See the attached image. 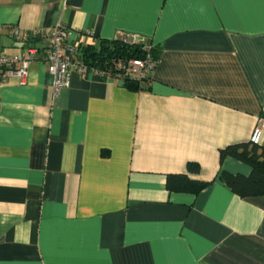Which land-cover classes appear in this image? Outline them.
<instances>
[{"label":"crops","instance_id":"0c3cea01","mask_svg":"<svg viewBox=\"0 0 264 264\" xmlns=\"http://www.w3.org/2000/svg\"><path fill=\"white\" fill-rule=\"evenodd\" d=\"M59 24L147 39L156 65L145 89L73 71L54 95L40 57L0 84V264H264V194L218 177L250 173L219 151L264 119V0H0V54ZM188 162L208 184L169 192Z\"/></svg>","mask_w":264,"mask_h":264},{"label":"built area","instance_id":"2783aa9c","mask_svg":"<svg viewBox=\"0 0 264 264\" xmlns=\"http://www.w3.org/2000/svg\"><path fill=\"white\" fill-rule=\"evenodd\" d=\"M11 34L16 40L27 41L31 35L27 31L14 28ZM82 32L64 25H55L46 34V46L43 53L34 46H26L19 54H0V84L7 77H16L20 83L25 81L28 66L31 60L41 58L47 63L51 75V87L55 95L60 89L68 87L70 75L73 71L85 75L88 71L104 77L105 79H128L137 82H149L151 73L156 65V57L151 53L152 44L147 39L136 35L121 34L118 38L123 42L142 43L145 51L142 57L114 58L111 67L89 65L80 57V45H84L79 37ZM264 138V119H260L249 136L251 144H261Z\"/></svg>","mask_w":264,"mask_h":264},{"label":"trees","instance_id":"16d2710c","mask_svg":"<svg viewBox=\"0 0 264 264\" xmlns=\"http://www.w3.org/2000/svg\"><path fill=\"white\" fill-rule=\"evenodd\" d=\"M149 41V40H148ZM79 57L89 65L111 67L114 58L142 57L145 51L142 43H126L118 38L101 39L97 46L92 43L80 45ZM151 53L154 55L153 46ZM155 56V55H154ZM123 83L134 89H145L141 83L123 79ZM220 161L225 156L234 157L250 166V173L243 175L220 170L218 177L231 190L241 197H251L264 194V147L260 144H251L249 141L233 143L219 151ZM199 165L196 162L187 163L186 173H174L166 176L165 187L169 192H188L197 194L208 182L191 177L190 173H197Z\"/></svg>","mask_w":264,"mask_h":264},{"label":"water","instance_id":"95a60500","mask_svg":"<svg viewBox=\"0 0 264 264\" xmlns=\"http://www.w3.org/2000/svg\"><path fill=\"white\" fill-rule=\"evenodd\" d=\"M119 83L122 84V83H123V80H120ZM141 87H142V88H149V85H148L146 82H142V83H141Z\"/></svg>","mask_w":264,"mask_h":264}]
</instances>
